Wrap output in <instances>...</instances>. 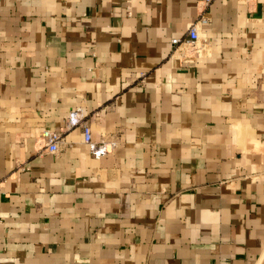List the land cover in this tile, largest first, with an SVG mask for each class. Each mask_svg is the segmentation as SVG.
Listing matches in <instances>:
<instances>
[{
  "label": "crops",
  "instance_id": "obj_1",
  "mask_svg": "<svg viewBox=\"0 0 264 264\" xmlns=\"http://www.w3.org/2000/svg\"><path fill=\"white\" fill-rule=\"evenodd\" d=\"M0 264H264V0H0Z\"/></svg>",
  "mask_w": 264,
  "mask_h": 264
},
{
  "label": "built area",
  "instance_id": "obj_2",
  "mask_svg": "<svg viewBox=\"0 0 264 264\" xmlns=\"http://www.w3.org/2000/svg\"><path fill=\"white\" fill-rule=\"evenodd\" d=\"M211 0H205L208 4ZM253 3L254 0H249ZM206 6L202 8L198 18L192 22L189 26L185 38H175L172 40L174 45L180 47L182 44H187L188 49L196 48L200 41H203V37L200 35V28L209 22V16L207 14ZM189 57L187 59H191ZM84 114L80 108H76L67 115L66 126L69 129L80 127L83 134V141L88 145L91 154L94 158L100 159L104 155L110 153L116 146L117 142L115 140H107L102 138L101 140H96L94 138V128L92 125L85 120ZM41 140L43 146L49 150L51 153H56L60 150V145L63 140V136L60 130L53 128H46L41 133Z\"/></svg>",
  "mask_w": 264,
  "mask_h": 264
},
{
  "label": "rangeland",
  "instance_id": "obj_3",
  "mask_svg": "<svg viewBox=\"0 0 264 264\" xmlns=\"http://www.w3.org/2000/svg\"><path fill=\"white\" fill-rule=\"evenodd\" d=\"M204 41V40H203ZM187 48V47H186Z\"/></svg>",
  "mask_w": 264,
  "mask_h": 264
}]
</instances>
